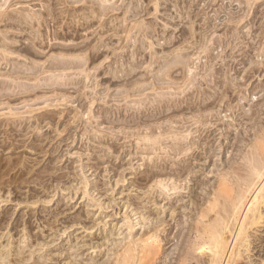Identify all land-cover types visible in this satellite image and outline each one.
Returning a JSON list of instances; mask_svg holds the SVG:
<instances>
[{"label":"rangeland","instance_id":"1","mask_svg":"<svg viewBox=\"0 0 264 264\" xmlns=\"http://www.w3.org/2000/svg\"><path fill=\"white\" fill-rule=\"evenodd\" d=\"M171 1H161L157 9L153 7V3L146 5L145 2L142 7L145 5L143 9L148 8L149 11L147 12L148 9L143 10L142 15L140 14L141 12L135 15L137 21H140L142 18L143 21L141 20V23L143 24L147 21V24L150 21L151 24L154 23L153 26L156 31L154 29L150 37H145V34L132 33L131 38L123 37L121 39L114 35L110 36L109 34L111 33L109 32L107 34L108 39H106L108 45L106 48H100L101 57L92 64L87 62L84 66H78L81 62L79 59H76L75 62L73 61L70 67L64 66V63H67L69 59L58 55L59 53L57 52L61 51L62 44L77 43L78 41L81 43V41L87 39L91 40L92 45H94L97 43V36H99L95 33L89 34L88 31H81L80 33L82 35L80 34L79 37H70L67 39V42L62 37L60 39H54L48 35L50 33L48 29L57 27L55 23L53 24V21L49 22L48 34L40 35L39 33V36L35 38H33L32 34L30 35L29 30L25 31L26 33L21 32V34L20 31L19 34L16 30L14 34V30L11 31V39L9 38L8 41L12 48L15 49V52L7 56L9 60L8 64L5 65L2 60L0 61V72L3 73L7 69H11L13 72L14 70L21 71L20 73L22 75L20 78L17 77L15 79L14 77L9 78L6 75H0V249H2L0 250V259L3 257L0 264H48L49 262V264H69L68 259H63L64 254L57 252V249L61 245L65 248L70 246L69 234L73 236H71V239L78 234L87 235L88 238L86 239H90L97 237L96 235H98L100 230L96 228L102 227L105 229L108 228L107 225L111 227L112 225L115 226L116 231L119 229V233L116 232L117 236H114V240L115 242L122 240V242H119L120 244L125 243L132 235L134 238L138 237L146 223L148 225L152 222L151 219L143 220V218L140 221V217H143V213H145L143 209L147 204L145 202L147 199L145 196L147 195L144 192L151 189L150 185L153 187L150 190L151 194L153 192L155 197L157 195L158 199L156 198L157 203H155L157 205L148 202V206L145 208L148 209L152 205L151 209H165L166 213L164 212L163 214L166 216L167 224H163L159 228L166 225L165 228L168 230L167 237L169 242L164 244L165 240L162 241V244H164L163 251H166L168 258L174 261V248L178 240L174 237L176 223L173 218H170L167 211L174 206L180 210L178 212L180 214L176 218L185 220L187 208L191 209L187 194L188 188L192 185L193 181L190 175H187V171H183L184 174L182 172L178 174L176 170L180 165L187 164L186 129L189 124L185 121L193 117L192 113L187 111L186 106L188 85L190 84L186 77L184 85L182 79H178L179 87L177 83L173 84L169 89H158L157 92H153L151 88H146L141 91L142 93L140 92L141 95L134 93L139 97L136 95L134 97L133 93L129 97H125L127 92L123 91L124 88H121L123 86L122 83L124 84L127 80L129 81L131 79V81H144L143 79H145L147 83H150L154 79L152 75L154 73L156 74L155 71L163 69V56H168L170 52L172 54L169 57L176 56L178 53L174 50L178 46L181 47L186 39L188 41L191 40L187 32L191 29L190 26L193 27L192 29L195 33L197 31L194 34L195 36H198V33L200 35L198 37L196 36L198 39L197 45L195 44L189 47L187 49L188 51L186 50L187 52L183 51L186 54L182 59L188 64V67L190 66L189 68L191 69L188 73L195 82H202L204 67H209L212 70L220 66L227 71L228 69L224 62L229 61L230 58L225 56V60H223L224 52L222 47L225 40L224 42L222 40L227 39L237 44V47L243 48L250 56L248 55V58L245 57V66L243 64H237V73L234 69H230V71H227V74L233 78L234 82L242 83L244 81V71L250 65L259 66V70L251 73L249 79L243 82L244 85L241 86V94L234 93L235 98L231 104L235 106L236 112L232 113V110L223 106V103L219 104L212 112L218 113V117L221 118L217 122L220 126L208 124L211 127H209L210 129H215L211 135L217 139L215 145L221 142L222 146L216 149L218 156H215V159L219 162L221 158L224 159V157L233 156L235 151L230 149V144L227 141H232L233 136L238 135L237 133L243 132L244 130V127H242L237 119V114L243 111H246L248 114L251 113V109L258 107L259 105L255 106L256 103L264 97V50H261L259 44L260 24L264 21V0ZM108 2L121 5L123 8L125 6L127 10L129 9L128 11L131 9L129 7L132 6L130 0H108ZM70 3L73 2L70 0L68 5ZM80 3L75 2L69 6ZM62 5L57 6V9L60 6L62 7ZM31 8L34 7H30L24 13L29 12L28 10ZM38 9H41L40 11L44 12L45 15L43 6L40 7L37 5L31 11H37ZM188 12L190 14L187 16ZM130 13L128 14L132 15ZM132 17L134 18V15L127 21L129 22L130 19H133ZM45 18L49 21L50 16L45 15ZM133 22L134 20L131 23ZM112 23L115 24L116 21ZM147 24L145 23L151 29V25ZM41 29L42 31L44 30L43 26ZM69 39L72 41L70 42ZM137 39L141 41L139 40V42ZM186 41L183 43L185 46L187 44ZM139 43L141 44L138 45ZM25 45H28L35 54L26 55V53H21V51L20 54V48H23ZM136 46H140L137 57L134 56L133 52L135 50L134 48H137ZM206 49H209L211 59L208 58ZM241 53L242 51H236L234 54L235 57L230 59L229 63L236 64L240 62L242 57ZM117 60L121 62H117ZM150 61L152 64L149 66ZM38 63L42 65L41 68L37 67L39 65ZM134 63L138 64V67H135ZM132 65L135 70L132 69ZM122 68L125 70L124 72ZM173 70V76L177 78L178 76L179 78L183 76L184 73L187 74V71H185L187 69L185 67L180 68L179 65L175 66ZM86 71L90 76L85 79V73L83 74V72ZM29 73L36 74L34 76L32 75L33 77L36 76V79H27L25 74L28 76ZM67 76L70 78H66ZM68 79H79L81 83H69L70 80ZM160 82H157V85H168L166 81ZM203 86L201 85V87ZM28 89H31V91ZM160 92L166 94V97L169 96L171 98L169 100L171 101L170 103L182 105V108L180 107L181 110L174 113L175 115H171L170 111H168L164 117L162 115L157 116L158 119L156 122L161 126L158 131L163 130V127L165 129L169 125L173 126L172 128L174 130L180 131L176 136L179 137V142L183 144L184 151L178 152V150L175 151L168 147V144L171 143V137L167 140L164 139V142H166L165 145L163 144L164 147L161 145L160 148L154 149V151L145 150L146 146L144 147V145L139 146L142 142L136 136L126 137V134L129 133H136L138 131L144 133V131H147V125L144 126L142 124L138 126L129 121V116L132 113L130 111L139 108L144 113H150L155 103L154 101L159 100ZM169 97L167 98L169 99ZM139 99H142L143 102L139 103ZM135 105L137 106L135 107ZM131 107L134 110H131ZM44 115L46 116L45 121H38L37 118ZM150 123L153 124V121L147 122V124ZM224 131L230 133L229 140L220 135ZM248 134H252V131L250 130ZM243 135L248 138L245 133ZM218 149L219 151H217ZM156 150L158 154L155 153ZM183 160L186 161L184 162ZM211 161L208 159L206 162L201 160L200 163L205 164L204 169L205 172L207 171V175L204 177L201 175V179L206 180L213 177V174L209 171L214 167ZM163 167L166 168V171H164ZM149 170L158 171V173L162 170V172L153 180H141L143 178L141 175L146 174ZM179 176L181 177L179 178ZM156 181L161 185L158 183L159 185L154 187L157 184ZM141 182L143 185H141ZM146 182L149 183L146 184ZM174 186L175 189H173ZM147 187L150 188L148 189ZM160 187L161 189H159ZM196 191L200 194L202 188L198 187ZM165 195L167 196L165 197ZM91 198L94 199L91 200ZM130 199L135 200L134 202L137 207L129 205ZM93 201H97L96 203L100 202L99 204L101 206L99 204L100 207L98 205L95 206V202L93 205ZM172 201H174L175 205H173ZM90 202L91 206H88ZM170 203L172 207L169 206ZM138 205L140 208H138ZM88 209L91 211H89L90 213L87 211ZM142 210L144 212H141ZM80 212L86 221L85 224H87V227L93 226V223H95L92 229L96 234L90 233V231L93 232L91 228H85L86 230H84L80 226L81 224L71 226L72 222L70 218ZM98 214H101L102 217L105 216L104 221L99 222L100 220L97 219ZM104 223L107 225H103ZM128 224L130 226L132 225L131 228ZM141 224L144 225L142 226ZM67 225L68 228L65 229ZM80 235L77 236V241L74 238L75 241L72 240L74 242L71 244L79 242V239L82 240ZM113 244L112 247L109 244L103 245L104 248L102 246L101 250L106 249L107 254L103 253L104 250L102 251L104 255L99 261L100 264H109L107 262L115 258L114 256L116 255L114 252H116V246L114 245L116 243ZM75 249L76 247L73 248V251ZM86 250V252L83 251L84 253L82 255H77L76 258L83 260L89 256L98 257L100 254L98 248H96L97 251L93 248ZM45 252L50 253L48 257L52 260L47 259L48 257L45 260L42 256ZM72 255L75 257V253ZM72 255L71 257H73ZM172 256L173 258H171ZM104 260H107V262H103ZM83 262L86 263L87 260H83ZM160 262L164 264L162 258Z\"/></svg>","mask_w":264,"mask_h":264},{"label":"bare ground","instance_id":"2","mask_svg":"<svg viewBox=\"0 0 264 264\" xmlns=\"http://www.w3.org/2000/svg\"><path fill=\"white\" fill-rule=\"evenodd\" d=\"M71 1L73 3H75V2L76 3L81 2V3L76 4L77 6L76 5L69 6L70 4L73 5V3H70L68 5V2H70V0H0V61L2 60V62L5 63V65L8 64L9 60H8L7 56H9L15 52V49L12 48V46L10 45V43L8 41L9 38L11 39L10 35H12V32H11L12 30H14L13 34L16 33L15 30L18 31V34H19V31L21 34V32L23 33L25 31L29 30L28 32L30 33V35L32 34L33 38H35L36 36H39V33H40V35L48 34L49 32L47 33V29H48L49 22L53 21V24L55 23L57 27H55L54 29H52V28L48 29L50 31V33L48 35H49V37L52 36V38H54V39L55 38L60 39V37H62L67 42V39L70 37H73V36L79 37L81 34L80 33L81 31L82 32L88 31L89 34L95 33L96 35H99V36H97L98 37L97 43H95L94 45H92L93 43L91 40L87 39V40L81 41V43H80V41H78L77 43H71V44L66 43L65 45L62 44L61 45L62 47L61 48L59 47L61 51L57 52V53H59L58 55H60L64 58L66 57L67 59L70 60V61L67 60L68 62L64 63V66H67V67L72 66L73 61L75 62L76 59L77 60L79 59L81 61L78 66H84L87 62H89V64H92L99 57H101L100 48L101 47L106 48V46L108 45V42L106 41V39H108L107 34H109V32L111 33V34H109L110 36L114 35V36H117V38L119 37L121 39H123V37H128V38L130 37L131 38L132 33H134V34H136V33L145 34V37H150L151 36L150 34L155 29V27L153 26L154 23L151 24V21H150L149 22L150 24L149 23L147 24L148 21L145 22L147 25H151V29H149V27L146 26L145 23L144 24L141 23L143 21L142 18H141L142 21L141 20L137 21L135 19V15H138L140 12H141L140 14L142 15V11L144 10L143 7L145 6L144 5L142 7V5L145 2H146L145 3L146 5H148L149 3H153V5H154L153 7L155 9H157V7L161 1L167 2L169 0H130V2H131L130 4H132V6L129 7V8H131L130 9L131 13H130V11H128L129 9L127 10V8H125V6L123 8L121 5H117V4L115 5V3L111 4V3H109L110 1L108 2V0H74V1L71 0ZM254 1H256V0H254ZM170 2H172V1L170 0ZM173 2H175V0ZM116 3H117V1H116ZM60 4H63L64 7L62 5V7L60 6L61 8L59 7V9H57L58 8L57 6H59ZM37 5L40 7L41 6L44 7L45 15L50 16L49 21H47V19H46L47 17L45 18L44 12L40 11L41 9H38L37 11H31ZM28 7L29 8L34 7V8H31L30 10H28L29 12L24 13V11H27V9H29ZM147 9L148 8H146L145 10H147ZM119 10H121V11H119ZM148 11H149V9L147 10V12ZM128 13L134 15V18L132 17L133 19H130L131 21L129 20V22L127 20L129 18H131L132 15H129ZM189 14L190 13L188 12L187 16ZM119 15H120V18H119ZM132 20H134L133 23H131ZM113 21H114V23L116 21V23L113 24L112 23ZM126 22H128V23H126ZM35 26H37V27L35 28ZM42 26H43L44 30L46 29L45 32H44V30L42 31V29H41ZM190 27H191V29H189V31L190 30L191 31L190 32L187 30L186 31L189 33L188 35L190 36L191 40H190V38H189L190 41H188V39H186L187 40V41L185 40L187 43L186 46L183 45V43L185 42L184 41L182 43L181 47L178 46L179 48L177 47V49L174 50L178 53V54H176V56L169 57V55L172 54V52H170V54L168 56L162 55L163 56L162 68L163 69L161 70L158 68L160 71L159 70L155 71L156 74L153 71H151L154 73V74L152 73L153 74L152 76L154 79L150 83L149 82L147 83L145 79H143L144 81L140 80L141 82L137 79H136L137 81H135V80L131 81L132 80L131 79L129 81L127 80V82L125 80L126 83H124V84L122 83L123 86L122 87L120 86L121 88H124L123 91L127 92L125 94V97H127V96L129 97V95H132V93L133 94L134 93L140 94V92L146 88H149V89L151 88V90L153 92H157L158 89L159 90L160 89L162 90L164 88L169 89L172 87L173 84H177V83H178L177 85L179 87L178 79H182V82L184 85L185 84L184 80H186V77H187L188 83L190 84V85L187 84L188 85V91H187V104H186V106H187V111L192 113L193 117L190 118V120L185 121V122H187V124H189V125H187V129H186V132H187L186 133L187 134V136H186L187 137V148H186V150H187V164H183V165H180L178 168L177 167H175V168H177L176 170L178 171L177 172L178 174H180L181 172L183 173V171H187V175H190L191 180L193 181L192 185L188 188L189 190H188V194H187V197L189 200L188 202L190 203L191 209L187 208V212L185 213V216H186L185 220H180V219L176 218L177 215L180 214V213H178V212H180V210L176 209V207L173 206L172 209L169 208L167 211L168 215H170V218H173L175 223H176V225H175L176 232H175L174 237H176L178 240H177L175 248H174L175 257L174 258H173V256L171 257V258H173L174 261H171L168 258V253L166 251H163V245L169 242L168 237H167L168 236V232H167L168 230L165 228L166 225L159 228L161 225L167 224L166 223L167 222L166 216H164V214H163L165 212V209L164 210L158 209V208L151 209L152 205H150L151 207L149 206L150 208L146 209L148 206L147 205L148 202H150V204L153 203L154 205H157V204H155V203H157L156 202L157 195L155 197L153 192L151 194L150 190L153 189V187H152V185H150L151 189L148 190L149 192L148 191H146L147 193L144 192L145 195H147L145 197H147L148 201H147V199H146V201L144 200L147 204L145 206L146 208L144 207V209H143V210H145V213H143V217H140V221H141V218H143V220L151 219L152 222L151 223L149 222L150 224H148V225L146 223L144 228H142L143 231L140 232L138 237L134 238V236L132 235L129 238V240H127L123 244L119 243V242H122V240L119 242H117V241L115 242L114 236L115 235L117 236L116 232H118L119 229H118V231H116L115 226L112 225V227H111V226L106 224L107 222L104 223L103 225H107L108 228H105V229H103L102 227H101L102 229L99 227L96 228L97 230H100L98 235H96L97 237L86 239V238H88L87 235L78 234L77 236L80 235L82 240L79 239V242L71 244L75 240L77 241V236L74 237L75 238V240H74V238L71 239L72 234H69L68 237H70L69 238L70 246L67 245L68 248L67 247L65 248L61 245L62 247L60 246L59 249H57L58 250L57 252H59L60 254L61 253L64 254L63 259L69 260V262H68L69 264H100L99 261L101 260V257L105 253L107 254L106 249L105 250L103 249L104 251L101 250L102 246L109 244L112 247L113 242H114V244L116 243L115 245L113 244L114 246H116L115 247L116 250L114 249L116 251V252H114L116 256H114L115 258H113L111 261L108 260L109 262H107V260L106 261L104 260L103 262H107L109 264H161L160 260L162 258L164 264H264V97L262 99H260L259 102L256 103L255 106L259 105L258 107L251 109V113L248 114V113H246V111L245 112L243 111V112H240L239 114H237L238 115L237 119L239 120V123L242 125V127H244L243 128L244 130H243V132L237 133L238 135L233 136L232 141H230L228 139V138H230L229 137L230 133L228 131L221 132L220 135H222L225 139L229 140V141H227V143L230 144V149L235 151L233 156L224 157V159L221 158V160L219 158V160H220L219 162L217 161V159H215L216 158L215 156H218L216 149L219 147H222V146H221V142H219L218 145H215L217 139H216V137L211 136L215 129L212 130V129H210L211 127L208 126V124H213V126H214V124H216V126H220V124L219 123L217 124V122L220 121L221 118L218 117L219 116V115H217L218 113L216 114V113L212 112V110L214 108H216L217 105L223 103V106H226V108L228 107L229 109H231L232 113L236 112L235 106H233L231 104L235 98L234 93L235 94L236 93L241 94V92H242L241 86L244 85L243 82H246L249 79L251 73L257 72L259 70V66L250 65L244 71L245 72L243 74L244 81L242 83L237 82V81L234 82L233 78L227 74V71H230V69H234L235 72L237 73L238 72V70L236 69L237 64H243L245 66V64H246L245 57L248 58V55L250 56V54H248L247 51H244L243 48L237 47V44H234L227 39H223L222 40L223 42L225 40V43H223V47H222L223 48L222 50L224 52L223 60H225V56L227 58L232 59L235 57L234 54L236 51H242V53H241L242 57L240 59V62H237L236 64H233V63L230 64L229 63L230 59H229V61H225L224 64H225V66H227V69H228L227 71L224 70L220 66L217 68H214L212 70L209 67H204L202 82H195L192 79V77L189 76V73H188V71L190 72V69H191V68H189L190 66L188 67V64L185 63V61H183V59H182V57L186 54L183 51H186L189 47H191L192 45H195L197 43V40H198L197 37L200 35L198 33V36L196 35L197 36L196 37L194 34H196L197 31L195 33V31H193V29H192L193 27L192 26H190ZM260 28H261V31L259 33V44H260L261 50H264V21H263V23L260 24ZM155 31H156V29H155ZM28 32H27V34H29ZM41 32H44V33H41ZM187 32H185V33H187ZM106 35H107V37H105ZM26 39H28V38H26ZM140 39H137V40L139 41ZM37 40H39V38H37ZM62 40H60V41L62 42ZM71 41L72 40H70V42ZM135 41H136V37H135ZM142 42H143V40H142ZM140 44L141 43H139L138 45H140ZM142 46H143V43H142ZM139 47H137V48L133 47L135 49L133 51L134 56H136V57L138 54L137 52L139 51ZM113 49H115V48H113ZM235 49H236V51H235ZM20 51H21V53H26V55L27 54H30V55L35 54L31 51V49L28 47V45L27 46L25 45L23 48H20L19 53H20ZM205 51H206V54L208 55V58L211 59L209 49H206ZM133 52H132V54H133ZM184 60H185V58H184ZM117 62H121V61L117 60ZM188 63H190V62H188ZM34 64L36 65V63H34ZM151 64H152V62L150 61L149 66ZM17 65H19V64H17ZM133 65H132V69L135 70ZM177 65H179L180 68L185 67L187 69V70H185V71H187V74L184 73L183 76L180 75L181 76L180 78H179V76H178V78L174 77L173 76V71H174L173 69ZM134 66L138 67V64H135ZM37 67L41 68L42 65L39 64V65H37ZM263 67H264V63H263ZM114 69H117V68H114ZM81 70L84 71L83 69H81ZM122 70H123V68H122ZM124 71L125 70H123V72ZM148 71H150V70L148 69ZM20 72L21 71H15V70L13 72V70L11 71V69L10 70L7 69L3 73L0 72V75H6L9 78L14 77V79H15L17 77H19V78L21 77L22 74ZM192 73H194V72H192ZM81 74H82V72H81ZM83 74L85 76V79L90 76L87 71L83 72ZM145 74H147V73H145ZM30 75H31V77H30ZM32 75L33 74H30V73L28 76L25 74L27 79L28 78L33 79L36 77V76L33 77L36 74H34L33 76ZM186 75H188L189 77ZM68 77L69 76H67L66 78H68ZM115 77H117V76H115ZM118 77H119V75H118ZM129 79H130V77H129ZM61 80H62V78H61ZM68 80H70L69 83L72 82L74 84L75 83L77 84L80 82L79 79H75V80L74 79H68ZM62 81H64V79ZM155 81H157V82L166 81L168 85L162 86L161 84H159V85H161V86H159V85H157V82L155 83ZM50 83H52V82H50ZM62 83H64V82H62ZM198 85H200V86H198ZM201 85L202 86L205 85V86L201 87ZM28 90L31 91V89H28ZM170 90H172V89H170ZM27 92H29V91H27ZM135 95L136 94H134L133 96L135 97ZM165 95L166 94H164L163 92H160L159 100L158 99L155 100L154 101L155 103L152 101L154 104L152 106L153 108H151L152 111L150 113H144L143 111H140L139 108L137 110H134L131 107L132 108L131 110H134V111H130L132 113L129 116V118H130L129 121L131 123H134L135 125H138V126L142 125V124H144V126L147 125V131L145 132L143 130L144 133L143 132L141 133L139 131L136 133H129V134H126L127 135L126 137L136 136V138L142 142V144L139 146H143V145H144V147L146 146L145 150H147V151L148 150L154 151V149L160 148L161 145L163 146V144L165 145V143H166V142H164V139L167 140L168 138L171 137L170 138L171 143L168 144V147H170L171 149H173L175 151L178 150V152H180L182 150L184 151L185 148L183 147V144H181V142H179L180 141L179 137L176 136L177 134L180 133V131H178L176 129L174 130V128H172L173 126H171V125H169L170 127L169 126L165 127V129L162 126L163 130L158 131V129L160 130L161 126L158 124V122H156L158 119L157 116L162 115V117H164L165 113L168 111H170L171 115H175L174 113L181 110L180 107L182 106V105H176V104L170 103L171 101H169V100H171V98L169 96H167V97H169V99H168ZM136 96H138V95H136ZM138 102L141 103V102H143V100L139 99ZM147 103H149V102H147ZM181 103H182V101H181ZM151 105H152V103H151ZM136 106L137 105H135V107ZM126 112H127V110H126ZM45 115L37 118L38 121H40V122H42L43 120L45 121V118H46ZM167 115H169V114H167ZM167 115H166V117H167ZM38 116H40V115H38ZM75 116H76V114H75ZM47 119H48V116H47ZM167 119H169V118H167ZM52 120H50V121H52ZM149 121H153V124H151V123L147 124V122H149ZM182 121H181V123H182ZM35 123H36V121H35ZM170 123H172V122H170ZM190 126H192V127H190ZM233 126H235V125H233ZM218 129H219V127H218ZM250 130L252 131V134L247 135V133ZM122 132H124V131H122ZM183 133H182V135H183ZM244 133L248 136V138L243 135ZM126 139L128 140V138H126ZM106 141H108V140H106ZM114 141H116V140H114ZM218 141H220V140H218ZM115 143H117V142H115ZM175 151H173V152H175ZM217 151H219V149ZM155 153H157V150L155 151ZM213 157H214V159H213ZM207 159L209 161L212 160L211 162H212L214 167L212 166L213 168L210 169L209 171L213 174V177L204 180V179H201V175H203V177H204L205 175H207L206 174L207 171L205 172V169H204L205 164L204 163L201 164L200 162H201V160H204V162H206ZM163 169H164V171H166L165 170L166 168L163 167ZM161 172H162V170H161ZM161 172H159V173H161ZM159 173H158V171L149 170L148 172H146V174L141 175V176H143V178H141V180H144V181L145 180H147V181L153 180L155 177L160 175ZM166 175H167V173H166ZM176 176H177V174H176ZM180 177L181 176H179V178ZM179 178H177V179H179ZM141 180H139V181H141ZM142 182H141V185H143V183H144V182L143 183ZM147 183H149V182H146V184ZM158 183L159 182H157V184L154 183L155 184L154 187L156 185L160 184V183L159 184ZM146 184H144V186H146ZM162 187H163V185H162ZM198 187L202 188V192L200 194H198L196 191V188H198ZM159 189H161V187ZM173 189H175V186L173 187ZM161 192H163V191H161ZM154 193H155V190H154ZM83 194H86V193H83ZM160 194H162V193H160ZM166 196L167 195H165V197ZM93 199L91 198V200H93ZM126 200H128V199H126ZM134 201L135 200L130 199L129 205L136 206L135 205L136 203ZM174 201H175V199H174ZM174 201H172L173 205H175ZM176 201H178V200H176ZM94 202L95 201H93V205L96 203V202L95 203ZM99 203L100 202L96 203L95 206L98 205ZM139 203H142V202H139ZM171 203L169 204L170 207H172ZM99 205L101 206V204H99ZM88 206H91V202H90V205H88ZM138 208H140L139 205H138ZM143 210L141 212H144ZM87 211L89 212L90 210L88 209ZM84 213H82V214H84ZM98 215L99 216L97 219L100 220L99 222L104 221L105 216L102 217L101 214H98ZM92 217H94V216H92ZM71 218H70V221L72 222L71 226H73L75 224H77V225L81 224L80 226L83 227L84 230H86L88 228L92 229L95 226L94 225L95 223H93V226L87 227V224H85L86 221L83 219L81 212L78 213L77 215L71 217ZM151 220H149V221H151ZM96 224H98V223H96ZM68 225H70V224H68ZM68 225L65 227V229L68 228ZM107 226H104V227H107ZM131 226H130V228H131ZM70 228H72V227H70ZM96 229H95V231H96ZM92 231H93V229H92ZM165 231H166V233H164ZM90 233L96 234L94 231L93 232L90 231ZM85 236H87V237H85ZM52 237H54V236H52ZM116 239H118V238H116ZM72 240H74V241L72 242ZM162 241H164V244H162ZM8 244H9V242H8ZM74 247H76V249L73 251ZM106 247H108V246H106ZM91 248H93L95 250H96V248L99 249L98 252L100 254L99 253L98 254L101 255L100 258H99V255H98V257H96V256L90 257L89 256V257L83 259V260H87L86 263L83 262L82 259L76 258L77 255H82L84 253L83 251H85L86 249H91ZM103 248H104V246H103ZM18 249H19V247H18ZM0 250H2V249H0ZM79 250H81V251H79ZM102 251L104 254L102 253ZM7 253L9 254V252H7ZM50 253H51V251H50ZM50 253L45 252V254L42 255L45 258V260L50 255ZM74 253H75V257H74V255H72ZM71 255L74 258L71 257ZM4 257H5V255H4ZM38 257H40V256H38ZM1 259H3V257ZM1 259H0V261H2ZM17 259H19V258H17ZM25 259H27V258H25ZM47 259H49V257ZM41 260H42V257H41ZM19 262H20V260H19ZM35 262H38V261H35ZM23 263H25V262H23Z\"/></svg>","mask_w":264,"mask_h":264}]
</instances>
